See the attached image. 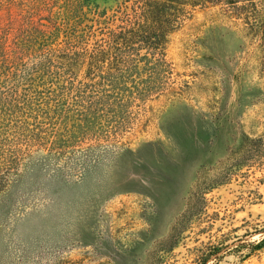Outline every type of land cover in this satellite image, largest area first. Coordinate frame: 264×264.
Returning a JSON list of instances; mask_svg holds the SVG:
<instances>
[{"label":"rangeland","instance_id":"374dc122","mask_svg":"<svg viewBox=\"0 0 264 264\" xmlns=\"http://www.w3.org/2000/svg\"><path fill=\"white\" fill-rule=\"evenodd\" d=\"M88 1L0 0L1 99L41 64L50 70L66 33L97 28L90 7L110 12L123 2ZM239 6L197 8L171 35L176 84L117 139L58 141L61 92L51 84L62 79H43L53 98L40 87L21 137L2 146L0 264H197L222 235L227 247L206 264H264V245L255 247L264 238V178L250 187L259 194L252 202L242 203L235 182L215 188L207 214L171 252L153 256L198 179L244 134L264 133V0Z\"/></svg>","mask_w":264,"mask_h":264},{"label":"trees","instance_id":"16d2710c","mask_svg":"<svg viewBox=\"0 0 264 264\" xmlns=\"http://www.w3.org/2000/svg\"><path fill=\"white\" fill-rule=\"evenodd\" d=\"M240 2L123 0L110 12L90 7L97 18V28L81 34L66 33L63 46L54 49L49 59L50 70L41 64L35 70L36 77L25 79L20 90L9 88L0 98V192L7 182L2 171V146L21 137L38 96L44 92L40 87L53 98L54 89L42 86L43 79L52 74L62 79V84H51L61 92L56 104L58 141L117 139L142 125L149 101L163 96L176 84L171 80L173 72L167 59L171 35L197 8L220 5L238 10ZM46 111V116L54 114L52 106ZM263 178L264 133L255 137L244 134L216 172L198 179L186 209L172 225L168 238L158 245L154 258L171 252L184 233L207 214L206 196L215 188L235 182L241 187L242 203L252 202L259 194L250 187ZM226 237L222 235L206 245L196 263L206 264L225 249ZM263 245L264 238L255 247Z\"/></svg>","mask_w":264,"mask_h":264}]
</instances>
